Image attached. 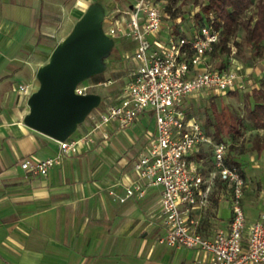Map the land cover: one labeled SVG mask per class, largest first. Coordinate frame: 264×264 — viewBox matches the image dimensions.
<instances>
[{
  "label": "crops",
  "instance_id": "1",
  "mask_svg": "<svg viewBox=\"0 0 264 264\" xmlns=\"http://www.w3.org/2000/svg\"><path fill=\"white\" fill-rule=\"evenodd\" d=\"M92 1L0 0V264H193L198 258L209 260L210 253L159 243L161 186L149 187L142 197L118 198L136 179L133 161L155 134L151 111L141 113L124 129L116 121L97 127L98 117L88 116L70 136H90L79 143L77 153L63 154L46 175L20 165L25 157L43 159L60 151L58 139L26 124L29 98L40 85L36 73L43 64L39 55L49 44L46 35L58 25H72ZM133 64L130 58L129 65ZM125 73L93 114L105 109V101L117 100ZM244 75L245 84L248 75ZM20 85L27 90H20ZM94 92L101 94L97 88ZM210 165L208 158L207 169ZM243 198L246 244L249 227L264 211V195L255 202L249 196ZM191 216L206 237L227 229L231 208L226 184L219 182L213 188L212 203L205 209L197 206Z\"/></svg>",
  "mask_w": 264,
  "mask_h": 264
},
{
  "label": "built area",
  "instance_id": "2",
  "mask_svg": "<svg viewBox=\"0 0 264 264\" xmlns=\"http://www.w3.org/2000/svg\"><path fill=\"white\" fill-rule=\"evenodd\" d=\"M163 1L135 0L126 9H116L109 15L111 24L105 30L109 36H123L134 42L130 55L134 64L127 67L117 100L105 101L103 111L88 116L98 117L97 127L116 121L119 129H124L148 110L156 125L148 145L133 161L136 179L118 198L125 201L131 196L142 197L149 187L161 186L163 232L158 241L212 255L209 260L195 259L193 264L263 263L264 211L249 227L244 244L246 216L242 198L246 182L240 170L228 163L231 142L214 138L184 108L185 99L193 93L243 88L245 75L233 67H217L215 60L208 58L220 39V30L211 22L199 25L195 35L172 31L162 39ZM115 81L83 80L76 85L75 92L88 94ZM19 88L27 90L24 85ZM88 138L89 135H84L79 139L59 140L60 151L56 155L43 159L25 157L20 165L26 171L46 175L63 154L77 153L79 143ZM205 157L211 161L208 169ZM219 182L229 189L231 217L227 229L206 237L197 230L191 211L197 206L205 209L212 203V191Z\"/></svg>",
  "mask_w": 264,
  "mask_h": 264
},
{
  "label": "rangeland",
  "instance_id": "3",
  "mask_svg": "<svg viewBox=\"0 0 264 264\" xmlns=\"http://www.w3.org/2000/svg\"><path fill=\"white\" fill-rule=\"evenodd\" d=\"M205 1L207 0H164L161 4L164 21L161 38L165 39L164 35L172 31H184L195 35L199 24L194 16L200 4ZM256 1L254 0L246 10V16L255 14ZM133 2L134 0H93L92 5L98 4L103 9L105 13L103 27L107 30L111 24L109 15L117 8L126 9L128 4ZM81 17L82 15L68 27L58 25L55 32L46 35L49 44L42 50L43 55H39L40 59H43V64L39 68L49 62L56 45L73 31ZM176 25H179V28ZM110 37L111 47L102 55L104 69L88 77L86 82L117 79L130 66L134 43L123 36ZM221 37L222 41L218 43L213 58L210 55L208 58L215 60L214 64L217 67H233L247 73L245 86L234 93L214 90L193 93L185 99L184 108L189 115L196 117L211 135H219L231 142L229 158L240 162L245 177L246 191L243 197L249 196L248 199L255 202L262 194L264 195V127H256L247 117V106L248 103L255 102L257 94L254 90L259 87L264 76V50L257 51L256 48H252L246 42L245 31L240 26L229 37L226 35ZM119 82L121 80L97 87L98 92H101V101L107 97L108 89ZM218 125L222 127L219 133ZM150 137L149 134L148 138ZM259 145L263 146V151L259 150ZM205 158L207 159L204 161L208 163L209 157Z\"/></svg>",
  "mask_w": 264,
  "mask_h": 264
},
{
  "label": "water",
  "instance_id": "4",
  "mask_svg": "<svg viewBox=\"0 0 264 264\" xmlns=\"http://www.w3.org/2000/svg\"><path fill=\"white\" fill-rule=\"evenodd\" d=\"M105 13L91 5L73 31L54 48L49 62L38 69L39 88L29 98L25 122L58 140L69 138L101 102L95 92L77 94L76 85L104 69L102 55L112 39L105 32Z\"/></svg>",
  "mask_w": 264,
  "mask_h": 264
},
{
  "label": "trees",
  "instance_id": "5",
  "mask_svg": "<svg viewBox=\"0 0 264 264\" xmlns=\"http://www.w3.org/2000/svg\"><path fill=\"white\" fill-rule=\"evenodd\" d=\"M253 1L254 0H207L200 4L199 10L194 16L197 24L201 25L211 22L214 27L220 30V39L215 43L210 53L211 58H213L216 52L218 43L222 41L221 36L226 35L229 37L237 31L239 26L244 29L245 40L252 48H256L257 51L264 50V0H257L255 2V14L253 16H246V10ZM176 27L179 28V25H176ZM236 91L237 90H229V92L232 93ZM254 92L257 96L253 104L248 103L247 117L256 127H264V76L259 87L255 89ZM207 123H210L209 119ZM217 127L218 133L221 132L222 127L220 125ZM214 138L218 140L223 139L219 135H214ZM259 150L263 151V146L259 145ZM228 163L238 168L244 176L239 161L230 157Z\"/></svg>",
  "mask_w": 264,
  "mask_h": 264
}]
</instances>
